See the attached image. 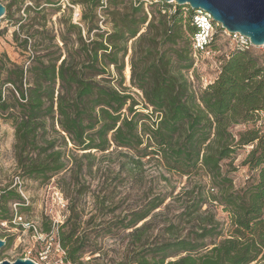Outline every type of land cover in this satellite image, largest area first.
Instances as JSON below:
<instances>
[{
  "label": "trees",
  "instance_id": "obj_1",
  "mask_svg": "<svg viewBox=\"0 0 264 264\" xmlns=\"http://www.w3.org/2000/svg\"><path fill=\"white\" fill-rule=\"evenodd\" d=\"M145 2L73 0L83 4L81 22L61 19L58 32L48 22L50 9L61 10L59 0H35L17 17L6 7L24 60L0 52V117L14 127L20 176L46 181L69 169L70 144L83 152L88 168L96 152L120 150L130 158L128 174L143 159L155 160L169 172L199 179L176 196L151 198L117 221L116 228L129 231L138 244L117 264H264V65L252 49L235 48L220 60L216 78L196 90L195 10L152 0L150 18ZM101 15L109 28L100 23ZM217 34L208 50H215ZM255 117L254 127L233 132ZM246 145L253 148L243 164L252 174L237 188L223 162ZM70 169L78 173L83 167ZM8 194L22 199L6 190L5 200ZM169 199L180 202L178 213L155 226L163 214L158 210L170 209ZM218 207L228 213V223L218 217ZM0 219H12L5 207ZM181 223L189 226L182 235ZM65 226L59 231L65 260L113 264L99 257L85 261L77 227L64 231ZM104 231L111 233V226Z\"/></svg>",
  "mask_w": 264,
  "mask_h": 264
},
{
  "label": "rangeland",
  "instance_id": "obj_2",
  "mask_svg": "<svg viewBox=\"0 0 264 264\" xmlns=\"http://www.w3.org/2000/svg\"><path fill=\"white\" fill-rule=\"evenodd\" d=\"M59 1L60 11L49 10L52 14L48 26L56 32L60 30L61 19L65 21L71 16L73 22L80 23L83 14V4H73V0ZM131 1L125 0L126 3ZM0 2L6 7L11 5V12L14 17H17L23 14L27 5L35 3V0H0ZM145 3L151 18L155 6L151 7L150 2ZM18 7H21L20 11ZM173 9L172 7V12H174ZM106 17L101 15L100 23H103ZM103 27L110 26L104 22ZM16 28L14 20L9 19L5 13L0 22V52L5 51L12 60L20 62L24 60V57L21 56L20 48L15 41ZM216 30L218 34L214 53L197 54L195 71L191 73L196 90L216 78L221 61L236 48L231 37L222 32L221 26H218ZM129 46L125 75L126 84L130 86L132 42ZM251 49L264 65V47ZM139 58L138 53L136 59ZM134 91V96L141 100V93L136 89ZM153 116L155 119V115ZM257 121L258 118L255 117L248 123L235 125L233 132L238 134L252 128ZM14 143V127L0 117V214L5 207L12 216L11 220L0 219V238L6 242L0 249V262L31 258L38 264H73L65 260L63 253L65 249L59 239L60 228L66 224L64 231L76 226V235L84 240L83 259L85 261L99 257L100 261L117 264L126 254L135 253L138 245L128 238L129 231L116 228L117 221L133 209L147 203L151 198L169 193L176 196L185 185L189 183L195 185L199 179L197 176L188 178L176 172H169L157 161L148 158L143 159L140 169L128 174L125 168L131 165L130 158L120 154V150L110 153L96 152L95 165L88 168L87 159L81 157L83 152L75 151L72 144L68 146L71 152L66 158L69 169L46 181L31 179L20 176ZM252 148V145H246L240 148L232 159H226L223 162V169L230 170L229 175L237 188L242 186L252 174L248 166L243 164ZM79 164H82V171L75 173L76 171L70 169V167L75 169ZM203 180L206 182L207 177L205 176ZM6 190H15L22 199L9 198L8 194V199L5 200L2 195ZM102 201H105L104 204ZM166 203L172 205L166 211L164 207L158 210L163 214L156 219L155 226L174 218L179 211L180 202L169 199ZM217 211L218 217L228 223V213L221 207H218ZM109 225L112 232L108 234L104 231V227ZM49 226L51 230L45 231V228ZM188 227L187 224H179V233L184 234ZM165 237L169 236L165 235ZM95 248L100 249V253L92 254L91 250Z\"/></svg>",
  "mask_w": 264,
  "mask_h": 264
},
{
  "label": "water",
  "instance_id": "obj_3",
  "mask_svg": "<svg viewBox=\"0 0 264 264\" xmlns=\"http://www.w3.org/2000/svg\"><path fill=\"white\" fill-rule=\"evenodd\" d=\"M160 1V0H157ZM167 3L189 5L192 9L209 12L214 21L231 33L248 37L255 47L264 45V0H161ZM0 2V22L6 13ZM6 244L0 238V249ZM0 264H38L31 258L4 260Z\"/></svg>",
  "mask_w": 264,
  "mask_h": 264
},
{
  "label": "built area",
  "instance_id": "obj_4",
  "mask_svg": "<svg viewBox=\"0 0 264 264\" xmlns=\"http://www.w3.org/2000/svg\"><path fill=\"white\" fill-rule=\"evenodd\" d=\"M146 2H152V0H145ZM157 1V0H155ZM175 3V2H173ZM194 22L200 28V31L194 37V49H195V57L200 52L211 54L214 51L208 50L207 47L212 41L213 35L217 32L216 28L221 26L219 23L215 22L212 15L204 11L202 9H194ZM175 12V7L173 9ZM221 30L224 34L231 37L233 44L237 49L246 50L255 47L250 39L239 32L231 33L227 29L221 26ZM264 47V45L260 46ZM63 253L66 255V251L63 250Z\"/></svg>",
  "mask_w": 264,
  "mask_h": 264
}]
</instances>
